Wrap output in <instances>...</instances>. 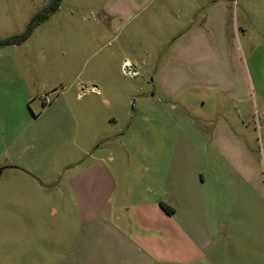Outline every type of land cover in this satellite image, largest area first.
Masks as SVG:
<instances>
[{"label":"crops","instance_id":"crops-1","mask_svg":"<svg viewBox=\"0 0 264 264\" xmlns=\"http://www.w3.org/2000/svg\"><path fill=\"white\" fill-rule=\"evenodd\" d=\"M116 1L127 22L148 12L134 35L154 31L140 58L162 64L161 98L122 134L121 169L116 143L81 162L41 145L76 139L93 107H61V124L47 107L7 140L0 264H264V30L244 57L225 0Z\"/></svg>","mask_w":264,"mask_h":264},{"label":"rangeland","instance_id":"rangeland-1","mask_svg":"<svg viewBox=\"0 0 264 264\" xmlns=\"http://www.w3.org/2000/svg\"><path fill=\"white\" fill-rule=\"evenodd\" d=\"M225 1L231 5L232 20L239 29L238 43L245 57L246 41L259 37L257 32L264 30V0ZM116 3V0H0V42L22 34L35 15L46 16L23 44L0 47V170L10 165L4 159L7 140L23 136L26 126H38L32 115L47 107L51 108L44 113L45 117L61 124V112L55 111L64 106L78 110L93 107V111L79 113L83 117H77L76 139L69 141L61 135L58 140L45 139L42 147L45 149L47 145L48 152L59 150L60 155H71L81 162L90 160L81 150L90 148L89 153L94 152L95 146L103 142L107 151L102 149L95 156L106 159L108 150H113L116 143L118 150L113 161L107 163L121 169V152L127 151L126 147L121 150V136L134 123V116L138 117L140 104L161 98L157 84L164 81L157 79L162 68L160 62L140 58L141 51L156 50L146 41L154 31L147 28L143 35H134L142 23L149 24L143 19L148 12L127 22L126 17L113 10ZM242 30L246 32L244 37ZM167 51L165 48L161 54ZM125 64L136 70L134 77L125 74ZM109 116L116 118V125L108 122ZM46 132L53 135L52 130ZM132 142L127 144L131 151ZM256 142L260 152V144ZM124 157L125 154L122 165L127 166ZM6 177L4 172L0 188L9 184ZM2 202L0 233L6 230L8 214L4 197ZM12 214L16 216L15 212Z\"/></svg>","mask_w":264,"mask_h":264},{"label":"trees","instance_id":"trees-1","mask_svg":"<svg viewBox=\"0 0 264 264\" xmlns=\"http://www.w3.org/2000/svg\"><path fill=\"white\" fill-rule=\"evenodd\" d=\"M44 18H46V16H43L41 14H37L35 15L31 21L29 22V24L26 27V30L17 36L11 37V38H7L3 41L0 42V47H4V46H13V45H21L23 44L28 37L30 36L31 32L33 31V29L41 22V20H43Z\"/></svg>","mask_w":264,"mask_h":264},{"label":"built area","instance_id":"built-area-1","mask_svg":"<svg viewBox=\"0 0 264 264\" xmlns=\"http://www.w3.org/2000/svg\"><path fill=\"white\" fill-rule=\"evenodd\" d=\"M124 72L126 75L130 77H134L137 73L136 70L132 66L127 65V64L124 65Z\"/></svg>","mask_w":264,"mask_h":264}]
</instances>
